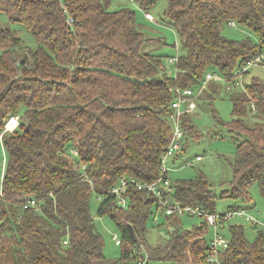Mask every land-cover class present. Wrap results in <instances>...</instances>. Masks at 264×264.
Instances as JSON below:
<instances>
[{
	"label": "trees",
	"instance_id": "obj_1",
	"mask_svg": "<svg viewBox=\"0 0 264 264\" xmlns=\"http://www.w3.org/2000/svg\"><path fill=\"white\" fill-rule=\"evenodd\" d=\"M132 1L146 18L158 0ZM110 3L0 0V13L25 27L36 42L26 47L9 27L0 29V140L6 156L0 181V264H122L130 257L135 262L132 250L138 243L149 261L206 264L210 236L205 221L188 230L181 227L180 216L163 217L172 231L162 243L150 245L145 234L155 200L130 187L128 207L120 209L108 190L122 177L147 183L160 175L173 133L175 89L201 86L207 72L234 83L233 73L264 52V0H165L161 21L175 30L181 48L180 55L170 57L174 76L167 75L162 56L151 51L153 45H165L163 38L146 36L133 10H110ZM225 24L253 32L257 43L225 37ZM262 72L249 75L243 90L230 94L227 130L235 157L228 161L230 187L219 196L244 197L253 183L264 195ZM213 81L197 97L203 104H212ZM11 117L18 124L4 131ZM180 126L181 149L170 158L202 135L189 113L180 116ZM173 186L181 203L215 213L217 195L202 175ZM93 194L100 201L96 213L107 214L120 233L117 261L105 260L103 238L90 214ZM30 198L36 210L23 208ZM249 225L259 229L252 241L241 225L228 227L222 264H264V230Z\"/></svg>",
	"mask_w": 264,
	"mask_h": 264
},
{
	"label": "rangeland",
	"instance_id": "obj_2",
	"mask_svg": "<svg viewBox=\"0 0 264 264\" xmlns=\"http://www.w3.org/2000/svg\"><path fill=\"white\" fill-rule=\"evenodd\" d=\"M120 7H126L134 11L135 22L139 29L149 37L163 38L165 45H153L151 51L162 56V63L164 65L167 75H175V64L170 62V57H177L181 54V48L175 30L166 24L162 23L164 9L166 7L165 0H158L148 12L153 20L144 18V11L136 5L135 2L129 0H111L109 9L115 10ZM9 27L17 37L22 41L26 47L33 48L36 46L35 39L28 30L20 25L10 23L4 13H0V29ZM222 34L230 39L248 38L254 43H257L258 38L250 32L237 24L228 26L225 24L222 28ZM2 52L0 47V53ZM264 70V67L255 66L249 75H256ZM236 82H227L222 75H218L219 79L212 83L216 87V93L213 95L212 104H203L200 98L196 100V108L189 113L191 122L196 131L202 134L196 140H188L181 152L180 156L176 158H169L167 161L168 178L174 185L181 181L193 180L197 174L202 175L208 182V190L213 191L217 198H215V213L224 214L231 208H242L247 214L256 217L259 221L264 222V195L258 188L256 183H253L247 189V195L240 196H219L221 191L228 190L232 180V170L228 161H232L235 157V144L232 135L227 130V124L231 120V103L230 94L241 92L243 90V81L247 82L248 76ZM242 82V83H241ZM242 84V85H241ZM200 86L194 88L196 94ZM205 87L202 89L204 90ZM204 93H209V88H206ZM202 93V94H204ZM184 109V107H182ZM212 109L217 117L221 120L218 124L212 115ZM7 124V123H6ZM199 134V135H200ZM212 135V136H210ZM200 156V160H196V156ZM6 164V156L0 141V180L3 175V169ZM100 201L98 196L93 194L90 199V214L93 219L97 232L102 236L104 242L103 254L106 261H117L121 258V247L115 245L113 236L120 239V233L115 227L112 220L107 214L99 216L96 213ZM170 203H173L171 201ZM159 222L156 225L152 221V217L148 221V230L145 234L147 242L150 245H157L162 243L172 231V226L163 224L164 218L159 216ZM181 227L184 229H191L203 223V219L183 214L180 216ZM232 224H238L243 227L245 238L252 241L259 231L258 228H253L249 225V221L239 218L230 217L223 221L222 225H218V233L225 239H229L228 227ZM213 227H208L206 236H211ZM122 264H136L130 257ZM148 264H163L159 260L148 261Z\"/></svg>",
	"mask_w": 264,
	"mask_h": 264
},
{
	"label": "built area",
	"instance_id": "obj_3",
	"mask_svg": "<svg viewBox=\"0 0 264 264\" xmlns=\"http://www.w3.org/2000/svg\"><path fill=\"white\" fill-rule=\"evenodd\" d=\"M132 1V0H129ZM146 18L153 20L152 16L149 13L145 14ZM66 23L71 24V19L68 18ZM233 24V23H231ZM175 59H170V62H174ZM255 66L264 67V52L257 54L252 59L246 61L244 64L238 68L233 75L237 79L236 84H239L238 80H241V77L247 71L252 70ZM262 78L264 79V70L262 72ZM219 79L218 74L207 72L204 76V79L201 83V86L198 92L195 94L194 89H184L179 90L175 89V99L171 103V108L173 109V114H171L170 120L172 122L173 133L171 140L166 146V150L161 157L160 163V175L151 182H141L132 177H122L119 181L113 185L108 190V195L112 196L113 203L118 206L120 209H126L129 204V199L127 196L128 188H135L139 191H144L146 194L150 195L156 204L155 212L153 213V221L157 222L158 217H166L168 215L181 216L183 214L190 215L193 217L202 218L206 222L208 227H213V233L207 240V251L205 256L206 264H222L220 261V251L228 247V239H225L217 231L218 225H222L223 221L229 219L230 217H239L243 218L251 224L258 226L264 230V222L259 221L256 217L247 214V212L242 208H231L224 214L209 213L204 208L199 207L198 205H185L177 200L174 196V186L168 178V169L167 161L168 158L172 157L178 153L181 149V143L183 141V132L180 126V116L183 113H190L196 108V99L205 87L206 83L210 80ZM184 107V109H182ZM13 120V125L8 126V124ZM18 124L17 117H11L7 125L5 126V131L11 132ZM74 155H77L76 151H72ZM200 156H196V160H200ZM85 179H87L85 177ZM173 201V203H170ZM24 209H33L36 210L38 205L35 199L30 198L23 202ZM113 240L115 245H119L120 239L114 235ZM66 242H64L65 244ZM133 255L135 256L136 264H148V253L144 246L141 243H138L136 247L132 250Z\"/></svg>",
	"mask_w": 264,
	"mask_h": 264
},
{
	"label": "bare ground",
	"instance_id": "obj_4",
	"mask_svg": "<svg viewBox=\"0 0 264 264\" xmlns=\"http://www.w3.org/2000/svg\"><path fill=\"white\" fill-rule=\"evenodd\" d=\"M13 122H14V121L11 120V122L8 124V126H10V125L12 126V125H13Z\"/></svg>",
	"mask_w": 264,
	"mask_h": 264
},
{
	"label": "crops",
	"instance_id": "obj_5",
	"mask_svg": "<svg viewBox=\"0 0 264 264\" xmlns=\"http://www.w3.org/2000/svg\"><path fill=\"white\" fill-rule=\"evenodd\" d=\"M8 122V121H7ZM7 124H5V126H6ZM5 126H4V131H5ZM0 138H1V135H0ZM1 141V140H0ZM4 170V169H3ZM1 178H2V176H1ZM1 181V180H0Z\"/></svg>",
	"mask_w": 264,
	"mask_h": 264
}]
</instances>
